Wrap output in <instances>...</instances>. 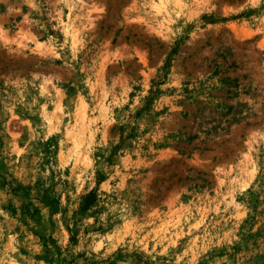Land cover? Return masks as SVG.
Instances as JSON below:
<instances>
[{
	"label": "rangeland",
	"instance_id": "1",
	"mask_svg": "<svg viewBox=\"0 0 264 264\" xmlns=\"http://www.w3.org/2000/svg\"><path fill=\"white\" fill-rule=\"evenodd\" d=\"M0 264H264V0H0Z\"/></svg>",
	"mask_w": 264,
	"mask_h": 264
},
{
	"label": "trees",
	"instance_id": "2",
	"mask_svg": "<svg viewBox=\"0 0 264 264\" xmlns=\"http://www.w3.org/2000/svg\"><path fill=\"white\" fill-rule=\"evenodd\" d=\"M203 18V16H202ZM100 180L99 177L96 178V183H98ZM95 199V193H94V190L91 189L89 190L84 196H83V200H82V205H81V208L82 209H86L88 207V205L93 202V200ZM74 240V237L73 236H69V241L70 243Z\"/></svg>",
	"mask_w": 264,
	"mask_h": 264
}]
</instances>
